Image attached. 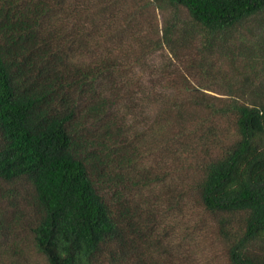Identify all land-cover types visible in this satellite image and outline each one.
<instances>
[{
	"label": "trees",
	"instance_id": "16d2710c",
	"mask_svg": "<svg viewBox=\"0 0 264 264\" xmlns=\"http://www.w3.org/2000/svg\"><path fill=\"white\" fill-rule=\"evenodd\" d=\"M216 56L244 70L195 84ZM182 164L227 264H264V0H0V264H195L158 230L182 190L134 199Z\"/></svg>",
	"mask_w": 264,
	"mask_h": 264
},
{
	"label": "rangeland",
	"instance_id": "374dc122",
	"mask_svg": "<svg viewBox=\"0 0 264 264\" xmlns=\"http://www.w3.org/2000/svg\"><path fill=\"white\" fill-rule=\"evenodd\" d=\"M181 12V15H178L180 17V31L176 32L175 39L178 38L180 34L184 35L183 32L186 31V28L190 29V23L186 13L183 11ZM168 15L169 13H160L159 11L150 9L148 14L143 15L141 19L143 23L151 24L153 27L156 24L158 29H161L165 19H168ZM247 30L251 32H247ZM259 31V19H252L233 32V40H257L256 37L251 36ZM214 58L215 65H212L213 68L208 70L212 73L204 72L201 75V73L198 71L194 72V70H192L191 73L193 72L192 75L195 77V84L200 83L210 86L214 90H219L220 86L223 85L222 79L224 75L233 78L237 76L239 70L242 71L244 69H241L243 68V63L240 59L231 64L230 61L221 59L217 56ZM220 130L223 134L229 135L227 130L231 131L232 129L229 123L224 121L220 124ZM227 138L228 136L226 139ZM150 161L151 159L144 163H149ZM196 177L197 173L191 167L189 169L187 165L182 164L178 168V171H175L173 175L161 185L135 191L134 199H139L140 197L145 198L147 196L152 198V195L159 194L160 192L163 194L168 187H179L182 190L183 198L180 197L178 200L175 199L176 197L162 198L161 201L155 203L164 208V214L160 219L158 227L163 242L167 244L172 241L174 244L180 245L182 251L185 250L184 246L186 244H190L194 250L192 259L195 264H227L223 245L213 230V220L203 213L202 208L197 204L193 190H191V187H193V178ZM178 193H181V191L178 190ZM28 264L47 263L41 256L35 255L30 258Z\"/></svg>",
	"mask_w": 264,
	"mask_h": 264
}]
</instances>
